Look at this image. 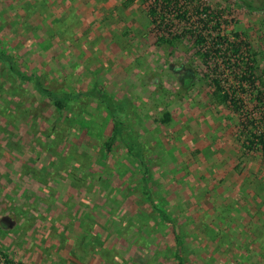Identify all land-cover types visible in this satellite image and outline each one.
<instances>
[{
    "label": "rangeland",
    "instance_id": "374dc122",
    "mask_svg": "<svg viewBox=\"0 0 264 264\" xmlns=\"http://www.w3.org/2000/svg\"><path fill=\"white\" fill-rule=\"evenodd\" d=\"M0 50L78 96L59 114L0 63V264H178L176 234L184 264H264V154L250 143L264 126V9L0 0ZM90 91L120 103L146 181L121 138L106 149L114 124Z\"/></svg>",
    "mask_w": 264,
    "mask_h": 264
},
{
    "label": "trees",
    "instance_id": "16d2710c",
    "mask_svg": "<svg viewBox=\"0 0 264 264\" xmlns=\"http://www.w3.org/2000/svg\"><path fill=\"white\" fill-rule=\"evenodd\" d=\"M156 1H160L162 2V4L165 7H168L172 0H156ZM238 2L242 5H244L246 8H249L251 10L257 11V10H263L264 9V4H255L254 2H252L251 0H238ZM263 2V1H262ZM254 3V4H253ZM238 37V35H237ZM198 41L200 44L204 43V39L198 35ZM239 50L238 49H234V52L237 53ZM0 63H4L7 65L10 73L17 79L20 81H30L32 80L34 83V87L36 88L37 92L44 96L46 99L50 100V102L52 103V106L54 107L55 111L59 114H62L66 111H72V107L70 105L71 101L73 99H77L78 96H72L69 95L68 93H64V92H55L54 90H51L47 87H45L42 82H41V78L40 76H25L23 75L15 66V64L13 63L12 58L8 55L3 53L0 50ZM252 73H254V69H252ZM251 71L249 72V77H251ZM261 85L262 90H258L257 91V102L259 103L262 111L264 112V82L261 80ZM219 88V86H217V89ZM89 95L96 97L101 104H103L104 108L106 109L107 114L109 115V117L112 119L113 121V132H112V136L110 138V140L106 143V149L109 151L111 145H113V143L116 140H120V138L122 139L123 144L126 146V150L129 153V155L135 159L138 160L140 162V166L143 169V175H144V181H146L145 177L148 174V164L146 162V156L144 155V148L143 145H141L139 147L140 144H136L135 139L133 138L132 135L127 131L126 126L123 125V121L119 115V111H121V108L119 106L120 103L113 102L111 101L107 96H104L102 93L100 92H96V91H90L88 92ZM215 96L217 98L218 101H220V103L222 104H226V103H232V105H236V100H233L228 92H223L221 90H218L215 93ZM115 105V106H114ZM114 106V107H113ZM264 118V116H263ZM66 121V122H65ZM161 123L163 124H168L171 122V115L168 111H164L162 113V118L160 120ZM61 124L54 126L53 127V131L54 132L55 129H60L61 131L66 129V123H68V119H64L62 122H60ZM65 124V126H64ZM253 140L250 142L252 145L256 144L261 152L264 154V126L260 129H258L255 133L252 134ZM60 139V138H59ZM137 145V147H136ZM143 194L147 196V199L149 201H152V197L150 196V190L146 187L143 188ZM152 208L153 210L161 217L162 220L168 222V223H172L170 221V218L168 217V214L166 213V211H164L162 208H160L156 203H152ZM176 238V248L177 251L175 252V259L177 260L178 264H184L180 254H179V247H180V239L179 236L176 234L175 236ZM4 257L7 258L5 256V254L2 252L1 247H0V258Z\"/></svg>",
    "mask_w": 264,
    "mask_h": 264
}]
</instances>
